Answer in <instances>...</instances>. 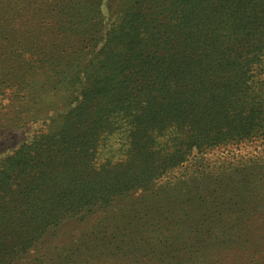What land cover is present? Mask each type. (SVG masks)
<instances>
[{
    "label": "trees",
    "instance_id": "obj_1",
    "mask_svg": "<svg viewBox=\"0 0 264 264\" xmlns=\"http://www.w3.org/2000/svg\"><path fill=\"white\" fill-rule=\"evenodd\" d=\"M107 1L105 12L103 0H0L7 51L0 70L18 64L7 86L0 81V99L19 98L20 86L22 96L58 90L65 104L58 120L0 158V264H18L69 218L139 192L154 195L155 184L194 153L222 151L211 176L248 171L254 197L264 200V0ZM62 72L59 86L51 80ZM249 146L248 156L236 154ZM178 183H188L184 173ZM186 195L160 203L161 216H152L175 224H160L157 240L145 242L153 258L140 240L133 246L115 235L126 246L111 257L198 261L214 227L198 223L197 211L190 215ZM112 218L114 230L129 220L131 235L140 224L125 213ZM104 233L102 240L111 236ZM157 246L169 247L168 256L155 259ZM62 257L53 264L82 262Z\"/></svg>",
    "mask_w": 264,
    "mask_h": 264
},
{
    "label": "rangeland",
    "instance_id": "obj_2",
    "mask_svg": "<svg viewBox=\"0 0 264 264\" xmlns=\"http://www.w3.org/2000/svg\"><path fill=\"white\" fill-rule=\"evenodd\" d=\"M103 1L105 5L103 10L106 12L108 1ZM45 2L51 5L55 0H45ZM31 11L34 13V10ZM54 36L62 38L58 33ZM71 43L74 45L75 41ZM61 49L55 50L59 52ZM5 50L6 46L2 45L0 40V57L5 58L4 52L7 53ZM51 53H54L53 48L49 49L48 54ZM32 64L33 62L24 61L20 65L30 67ZM4 65L6 70H0V75L1 72L10 75L0 81L3 84L4 80L3 85L7 86L5 83H9V78L15 76L14 72L18 64L5 62ZM64 75L63 72L55 73L51 81L55 80L60 86V80ZM19 90L17 96L19 98L7 93L5 99H0V158L16 148L33 130L46 126L51 120H58L59 115L65 111L63 106L65 104L60 99L58 90L31 92L32 94L27 93L25 96L22 94L27 90H22L20 86ZM252 149H254L252 146L244 147L240 152L236 151V154L247 155ZM217 156L225 155L219 150L206 155L194 153L184 170L178 169L155 184L154 189L158 188V190L151 193L154 195L148 196L139 192L109 207L85 216L69 218L61 225L52 227L18 264H38L40 261L53 264V261L60 259L61 255L80 257V260L76 261H82L80 264H137L126 258L118 259L110 255V253L124 252L129 242L134 246L133 240H140L142 246H146L144 251H149L148 255L153 258L151 248L145 242H148L152 236L156 237L154 233L162 228L160 224H163V227L169 226L170 229H173L175 224L171 219L159 223V220H152V216H161L160 203H165L169 198L176 199L186 193V196L192 199L186 203L190 215L197 211L198 223L205 224L208 221L206 227H214V230L211 229L212 233L207 230L201 239L203 254L194 255L193 257L198 261H188V264H264V200H260L262 196L254 197L252 185L254 180L251 179V173L248 171L219 175V177L211 176L210 169H217V165L213 166ZM205 171L208 174H205ZM182 173L186 175L188 183L176 184ZM174 186H181V189L174 191ZM196 191L203 192L193 194ZM133 203H136V206L131 205ZM123 213L127 215V219H131L132 216L138 217L135 223L140 224L137 230L136 227L133 228V235L128 233L130 227L125 226L129 220L120 226L117 224L115 230L110 227L113 223L112 217ZM104 229H107L111 236L102 240L105 235ZM114 235L126 241V244L112 241ZM169 250V247L157 246L154 248L155 259L157 257L159 259L162 255L167 257ZM135 254L136 252L133 256ZM170 254L175 256L174 253ZM170 262L185 264V260ZM141 264H155V260L151 259L150 262V259H144Z\"/></svg>",
    "mask_w": 264,
    "mask_h": 264
}]
</instances>
